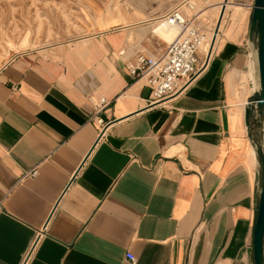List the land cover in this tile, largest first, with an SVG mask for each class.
<instances>
[{
	"label": "crops",
	"instance_id": "crops-1",
	"mask_svg": "<svg viewBox=\"0 0 264 264\" xmlns=\"http://www.w3.org/2000/svg\"><path fill=\"white\" fill-rule=\"evenodd\" d=\"M205 2L217 46L163 105L130 72L140 54H165L152 28L151 51L127 26L0 58V264H254V0Z\"/></svg>",
	"mask_w": 264,
	"mask_h": 264
},
{
	"label": "rangeland",
	"instance_id": "rangeland-1",
	"mask_svg": "<svg viewBox=\"0 0 264 264\" xmlns=\"http://www.w3.org/2000/svg\"><path fill=\"white\" fill-rule=\"evenodd\" d=\"M205 1L0 0V58L6 59L32 49L69 46L100 30L127 26L138 31L145 49L151 51L160 44L153 39L150 41L148 37L142 39V34L145 29H153V24L165 19L173 9H180L188 15L187 19H193L209 41L210 33L203 27L208 20ZM188 2L194 6V11L186 8ZM150 33L159 39L151 30ZM169 43L164 44L167 46ZM204 50L207 53V45Z\"/></svg>",
	"mask_w": 264,
	"mask_h": 264
},
{
	"label": "built area",
	"instance_id": "built-area-1",
	"mask_svg": "<svg viewBox=\"0 0 264 264\" xmlns=\"http://www.w3.org/2000/svg\"><path fill=\"white\" fill-rule=\"evenodd\" d=\"M170 26L180 29L179 36L168 44L167 50L159 59L144 53L137 58V63L130 67V72L137 78H148L151 89L149 106L163 105L179 97L205 70V63L200 61V53L207 43L206 33L193 19L184 17L180 9H173L165 16ZM105 104V100L101 101ZM104 132L103 120H98ZM33 174H36L34 172ZM130 262H135L133 255H127Z\"/></svg>",
	"mask_w": 264,
	"mask_h": 264
},
{
	"label": "water",
	"instance_id": "water-1",
	"mask_svg": "<svg viewBox=\"0 0 264 264\" xmlns=\"http://www.w3.org/2000/svg\"><path fill=\"white\" fill-rule=\"evenodd\" d=\"M227 2L228 0H225V5ZM225 5H223V11ZM215 33L216 35L219 33V26H217ZM250 37L256 42L261 80V93L250 101L246 109L248 129L251 136L254 137L257 131H264V0H254ZM258 154L264 165V151L259 144ZM253 248L254 264H264V182L254 230Z\"/></svg>",
	"mask_w": 264,
	"mask_h": 264
},
{
	"label": "bare ground",
	"instance_id": "bare-ground-1",
	"mask_svg": "<svg viewBox=\"0 0 264 264\" xmlns=\"http://www.w3.org/2000/svg\"><path fill=\"white\" fill-rule=\"evenodd\" d=\"M135 7V5H133ZM186 8L189 9L190 11H194L195 8L192 4H190L189 2L186 5ZM183 15L185 18H188L185 12H183ZM197 17V16H196ZM151 19V18H150ZM198 19V18H197ZM153 31L155 34L159 35L161 38H163L165 41L167 42H173L180 34V29L176 26H170L165 19L157 21L156 23L153 24ZM216 28L213 29V31L209 34L210 35V39L208 41L207 45V55H209V57L211 56V54L213 53V49L216 48L217 43H218V39H219V34L216 35ZM209 60V59H208Z\"/></svg>",
	"mask_w": 264,
	"mask_h": 264
}]
</instances>
